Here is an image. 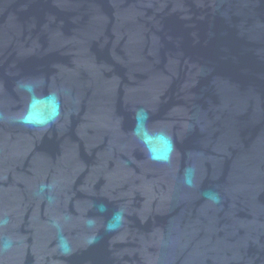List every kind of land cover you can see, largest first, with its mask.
<instances>
[{
    "label": "water",
    "instance_id": "95a60500",
    "mask_svg": "<svg viewBox=\"0 0 264 264\" xmlns=\"http://www.w3.org/2000/svg\"><path fill=\"white\" fill-rule=\"evenodd\" d=\"M19 81L59 95L56 123L14 122ZM0 114V264H264V0H0Z\"/></svg>",
    "mask_w": 264,
    "mask_h": 264
},
{
    "label": "clouds",
    "instance_id": "9594fccd",
    "mask_svg": "<svg viewBox=\"0 0 264 264\" xmlns=\"http://www.w3.org/2000/svg\"><path fill=\"white\" fill-rule=\"evenodd\" d=\"M38 85L31 81H19L17 88L26 93L28 96V103L26 110L19 116L13 117L14 122L31 128H48L56 123L61 117V101L56 92H49L47 95H37L36 89ZM0 119H3L0 114ZM135 126L132 129V135L143 145L148 158L156 163L170 165L172 163L173 154L176 151V145L173 137L166 131H153L148 127L149 112L144 108H138L134 114ZM195 166H188L184 169L183 183L188 188L195 187L194 178L196 176ZM50 185H41L39 192L43 193L50 190ZM207 200L213 204L220 203V195L214 191H206L203 193ZM52 198L49 197V200ZM98 210L100 212L106 211L104 204H99ZM124 220L123 211L113 213L111 219L104 226L106 232L117 230ZM9 220L5 216H0V228L7 225ZM87 225L91 228L95 225V220L89 218ZM53 227L57 229V244L56 248L59 254L64 257L71 256L73 253L72 244L67 236L64 235L60 224L53 222ZM95 236L89 239V243L95 242ZM13 247L11 239L0 240V254L10 250Z\"/></svg>",
    "mask_w": 264,
    "mask_h": 264
}]
</instances>
